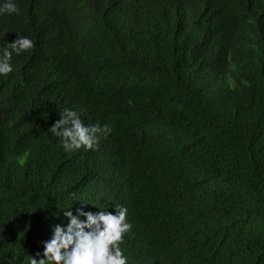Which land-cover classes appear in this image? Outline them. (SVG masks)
Listing matches in <instances>:
<instances>
[{
  "label": "trees",
  "instance_id": "trees-1",
  "mask_svg": "<svg viewBox=\"0 0 264 264\" xmlns=\"http://www.w3.org/2000/svg\"><path fill=\"white\" fill-rule=\"evenodd\" d=\"M17 2L0 52L18 35L34 47L0 74V264L39 259L63 209L120 204L127 264H264V0ZM236 40L248 61L214 90L204 65ZM58 77L112 128L98 148L65 151L48 131ZM130 142L145 167L122 161Z\"/></svg>",
  "mask_w": 264,
  "mask_h": 264
},
{
  "label": "clouds",
  "instance_id": "clouds-1",
  "mask_svg": "<svg viewBox=\"0 0 264 264\" xmlns=\"http://www.w3.org/2000/svg\"><path fill=\"white\" fill-rule=\"evenodd\" d=\"M20 11L17 0H0V14H19ZM247 32L245 26L236 36ZM33 47L34 41L29 36L18 35L10 40L0 52V74L12 72L15 57ZM249 55L244 41L236 40L226 44L204 65L203 74L210 87L217 91L229 89L242 73L241 68L247 63ZM55 82L61 87L54 106L58 111V120L48 131L61 138L65 151L82 147L81 152H85L87 149L98 148L102 136L111 137L112 128L108 124L101 125L98 114L81 108L88 98L85 90L69 93L65 80L58 77ZM128 145L132 152L122 151L124 164L128 167H145L143 148L134 142ZM141 182L142 179L135 181L119 201L132 202ZM99 208L95 213L77 208L76 214L72 206L63 209V214L68 219L67 225H55L52 237L44 242L43 255L39 259L27 255L28 264H127L128 258L120 242L132 226L127 220L128 208L122 204L116 205L114 212ZM37 256L40 254L37 253Z\"/></svg>",
  "mask_w": 264,
  "mask_h": 264
},
{
  "label": "bare ground",
  "instance_id": "bare-ground-1",
  "mask_svg": "<svg viewBox=\"0 0 264 264\" xmlns=\"http://www.w3.org/2000/svg\"><path fill=\"white\" fill-rule=\"evenodd\" d=\"M262 14V13H261ZM243 21V20H242ZM256 40V39H254ZM257 44V43H256ZM259 66V65H258ZM260 68V67H259ZM257 73V72H256ZM262 74V73H261ZM242 76V75H241ZM258 79V78H257ZM253 80V79H252ZM261 85V84H260ZM122 88V87H121ZM236 91V90H235ZM134 92V91H133ZM135 93V92H134ZM138 93V92H137ZM113 94V93H112ZM138 98V97H137ZM131 104V103H130ZM138 106V105H137ZM136 107V106H135ZM142 108V107H141ZM205 108V107H204ZM190 112V111H189ZM135 116V115H134ZM136 117V116H135ZM178 123V122H177ZM183 123V122H182ZM186 124V123H185ZM155 128V127H154ZM194 130V129H193ZM198 130V129H197ZM159 131V130H158ZM197 132V131H195ZM201 134V133H200ZM200 138V137H199ZM136 169V168H135ZM73 177V176H72ZM167 213V212H166ZM167 215V214H166ZM170 216V215H169ZM165 217V216H164ZM182 219V218H181ZM173 224V223H172ZM153 229V228H152ZM155 229V228H154ZM166 229V228H165ZM179 246V245H178ZM196 246V245H195ZM192 247V246H191ZM168 249V248H167ZM152 252V251H151ZM167 252V251H166ZM189 255V254H188ZM167 256V255H166ZM162 257V256H161ZM193 257V256H192ZM156 259V258H155ZM165 260V259H164Z\"/></svg>",
  "mask_w": 264,
  "mask_h": 264
}]
</instances>
